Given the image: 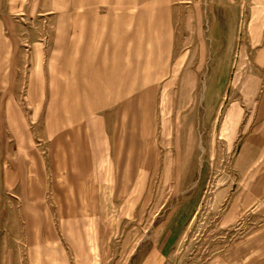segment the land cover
Listing matches in <instances>:
<instances>
[{
    "label": "rangeland",
    "instance_id": "374dc122",
    "mask_svg": "<svg viewBox=\"0 0 264 264\" xmlns=\"http://www.w3.org/2000/svg\"><path fill=\"white\" fill-rule=\"evenodd\" d=\"M66 1L0 0V28L5 24L7 33L0 46L7 45L8 62L24 64L17 95L49 182L67 175L55 171L68 158L63 150L57 158L53 144L61 145L47 128L51 71L46 62L43 103L23 96L30 90L25 87L30 50H42L45 61L59 34L67 32L61 22ZM232 1H173L178 46L171 75L157 81L156 88H141V95L155 89L156 96L139 103L137 118L106 120L108 166L100 169L111 180L102 183L106 197L90 200L91 213H79L82 200L64 199L73 184H58V201L49 186L45 201L71 264H80L79 254L90 258L86 264H141L171 224L177 262L199 263L241 237L244 226L259 223V200L234 198L259 181L245 176L252 167L244 165L264 156L259 150L264 145V88L239 69L241 61H248L244 49L256 46L244 26L253 4ZM37 105L42 109L32 118ZM116 110L117 105L105 114L116 115ZM255 163V170L261 168ZM234 207L240 209L229 215Z\"/></svg>",
    "mask_w": 264,
    "mask_h": 264
},
{
    "label": "crops",
    "instance_id": "0c3cea01",
    "mask_svg": "<svg viewBox=\"0 0 264 264\" xmlns=\"http://www.w3.org/2000/svg\"><path fill=\"white\" fill-rule=\"evenodd\" d=\"M173 1L67 0V14L60 19L67 32L59 34L47 61L42 50H30V74L25 78V87L30 86V90L28 93L26 88L23 98L43 103L46 62L51 71L47 128L52 141L61 145L53 144L57 158L61 150L68 158L66 164L56 165V174L61 170L67 174L62 175V181L55 175L49 182L42 173L41 159L31 145L29 120L17 95L24 64L8 62L7 45L0 46V264H71L61 243L60 226L53 222L45 201L47 190L50 186L53 199L58 201V184H73L64 199L82 200L79 213L84 215L91 213V199L106 197L102 183L111 178L103 176L100 169L108 166L105 122L137 118L139 103L156 96L155 89L147 91L148 97L141 95V88H156L157 81L171 75L178 46ZM251 3L244 26L250 43L256 46L244 49L248 61H241L239 69L264 88V1ZM0 39H7L5 24L0 28ZM115 105L116 115L107 116L105 110ZM41 109V105L34 107L32 118ZM259 150L264 152V145ZM256 161L261 167L258 170L254 168ZM248 166L252 170L245 171V176L253 174L259 181L234 198L258 199L259 223L244 226L241 237L228 240L223 251L209 260L189 264H264V156L244 165ZM236 209L240 207H234L229 215L236 214ZM244 212L248 213L246 207ZM173 230L171 224L141 264H181L173 255ZM79 255L80 264L90 259Z\"/></svg>",
    "mask_w": 264,
    "mask_h": 264
}]
</instances>
